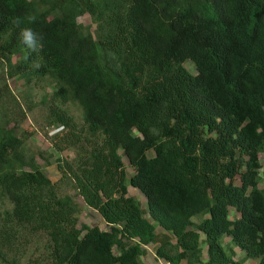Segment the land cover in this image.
Segmentation results:
<instances>
[{"label": "trees", "instance_id": "1", "mask_svg": "<svg viewBox=\"0 0 264 264\" xmlns=\"http://www.w3.org/2000/svg\"><path fill=\"white\" fill-rule=\"evenodd\" d=\"M0 60L51 88L49 143L73 153L56 159L61 180L108 228L79 227L77 204L0 127V264H141L149 247L164 264H246L224 236L264 264V0H0Z\"/></svg>", "mask_w": 264, "mask_h": 264}, {"label": "rangeland", "instance_id": "2", "mask_svg": "<svg viewBox=\"0 0 264 264\" xmlns=\"http://www.w3.org/2000/svg\"><path fill=\"white\" fill-rule=\"evenodd\" d=\"M78 22L85 26L91 25V20L86 15L79 18ZM187 68L192 71L191 66L188 65ZM0 91L3 95L0 99V127L8 130L12 129L14 134L23 141L25 156H31L36 160L38 166L47 178L56 185L60 196H70L77 204L79 208V227L84 225L107 230L108 228L103 223L101 217L85 206L81 197L77 195L72 187V183L69 180H61L60 173L57 170L56 159L59 158L69 161L73 158V153L70 151L57 153L49 143V138L55 131L53 128L46 127L45 116L47 108L45 104H42V100L46 95L51 94V88L44 89L42 83L38 85L31 84L28 87L24 85L20 78L10 79L6 64L0 60ZM69 112L77 119V122H80V111L78 108L69 106ZM147 155L148 157L151 156L152 152H149ZM259 160L261 163V169L259 171V177L261 179L260 187H264V154L259 155ZM124 164L126 173L130 175L132 170L125 160ZM235 183L238 184V181L236 180ZM127 188L128 196L135 198L141 207L145 209L146 204L141 193L132 189L129 185ZM229 217L230 219L237 217L232 209H230ZM198 222V219H193L194 225ZM157 233L163 234V231L158 228ZM228 243L229 239L224 236L222 238L224 250L228 254L230 251L235 252V260L245 261L246 264H258V260L246 259L244 252L238 250L231 242ZM152 248L149 247V253L146 257L142 258L141 264H164L162 261L159 262L153 257L154 249ZM114 253H116L115 250ZM203 254L205 259V249Z\"/></svg>", "mask_w": 264, "mask_h": 264}, {"label": "clouds", "instance_id": "3", "mask_svg": "<svg viewBox=\"0 0 264 264\" xmlns=\"http://www.w3.org/2000/svg\"><path fill=\"white\" fill-rule=\"evenodd\" d=\"M37 20L36 15H30L27 17V22L29 24L35 23ZM13 25L20 28L19 35L21 37L22 43L33 53H39L43 50V34L39 33L31 27H20L22 21L20 19H14L12 21ZM39 65H37L38 67Z\"/></svg>", "mask_w": 264, "mask_h": 264}, {"label": "water", "instance_id": "4", "mask_svg": "<svg viewBox=\"0 0 264 264\" xmlns=\"http://www.w3.org/2000/svg\"><path fill=\"white\" fill-rule=\"evenodd\" d=\"M43 174L45 175V173L43 172ZM46 176V175H45Z\"/></svg>", "mask_w": 264, "mask_h": 264}, {"label": "crops", "instance_id": "5", "mask_svg": "<svg viewBox=\"0 0 264 264\" xmlns=\"http://www.w3.org/2000/svg\"><path fill=\"white\" fill-rule=\"evenodd\" d=\"M159 262H160V261H159ZM159 262H158V263H159Z\"/></svg>", "mask_w": 264, "mask_h": 264}]
</instances>
